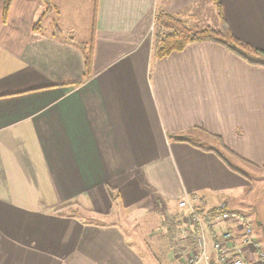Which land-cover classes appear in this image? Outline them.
<instances>
[{
    "label": "crops",
    "instance_id": "0c3cea01",
    "mask_svg": "<svg viewBox=\"0 0 264 264\" xmlns=\"http://www.w3.org/2000/svg\"><path fill=\"white\" fill-rule=\"evenodd\" d=\"M5 1L0 264H184L176 202L230 209L251 185L239 166L264 168V66L215 43L155 59L157 12L218 30L212 0H13L6 16ZM216 1L264 53V0Z\"/></svg>",
    "mask_w": 264,
    "mask_h": 264
},
{
    "label": "built area",
    "instance_id": "2783aa9c",
    "mask_svg": "<svg viewBox=\"0 0 264 264\" xmlns=\"http://www.w3.org/2000/svg\"><path fill=\"white\" fill-rule=\"evenodd\" d=\"M197 199L176 202L177 210L186 216L179 233L195 242L184 264H264V249L245 216L224 203L201 210Z\"/></svg>",
    "mask_w": 264,
    "mask_h": 264
},
{
    "label": "trees",
    "instance_id": "16d2710c",
    "mask_svg": "<svg viewBox=\"0 0 264 264\" xmlns=\"http://www.w3.org/2000/svg\"><path fill=\"white\" fill-rule=\"evenodd\" d=\"M47 7V13L57 14L51 0H42ZM217 9L220 26L218 30L192 27L183 17L172 16L164 12H157L155 26L159 31L155 35L154 56L161 60L173 53L181 52L192 44L215 43L233 52L250 65L264 66V53L256 50L238 39H236L227 25L222 14V8L216 0H212ZM13 0H6L4 13L7 15ZM38 29V25L35 27ZM86 65H89V58H86ZM220 141V140H219Z\"/></svg>",
    "mask_w": 264,
    "mask_h": 264
},
{
    "label": "rangeland",
    "instance_id": "374dc122",
    "mask_svg": "<svg viewBox=\"0 0 264 264\" xmlns=\"http://www.w3.org/2000/svg\"><path fill=\"white\" fill-rule=\"evenodd\" d=\"M198 25H201V23H198ZM219 26H220V22H219ZM209 28L213 29L212 27H209ZM158 31H159V28L158 27L156 28V26H154V32H153L154 37ZM154 42H155V39H154ZM220 145L221 144L219 143V146ZM220 149L222 150L221 147H219V150ZM222 153L226 156V159L231 166L234 167L233 164L235 165L237 164V162H235V160L232 159L230 154H227L226 152L224 153V151ZM250 167H248V165L247 167L239 166L238 171L242 172L243 174H246V176L249 178V182L251 183V185L247 187L246 189H244L243 192L241 191V193H239L238 195L233 196L232 202H230V205H231L230 207L232 209L230 208V210L245 216L249 220V222L253 226L255 238L259 240V243L264 249V168L256 169V168H250ZM176 212L182 215L183 218H186V216L183 213H181L179 210H176ZM114 215L129 216V212L127 213L122 208H117V209H114ZM128 219L134 220L135 216L133 215L131 216V218L127 217V220L126 219L123 220V218H121V221L123 222L122 227L124 226L125 231L130 238L134 235V233L137 230L134 227V223L130 224L128 222ZM126 222L128 223V226ZM129 230H131L132 232H130ZM155 237L157 239V245H154V242L153 240H151V238H149V241L147 243L149 245V249L154 251V254L156 255V257L158 258V256H161L160 259H162V257L166 255L165 250L168 248L169 243L165 242L163 235L157 234V236ZM185 237L186 236L181 235L182 239H185ZM158 239H160V242L158 241Z\"/></svg>",
    "mask_w": 264,
    "mask_h": 264
}]
</instances>
